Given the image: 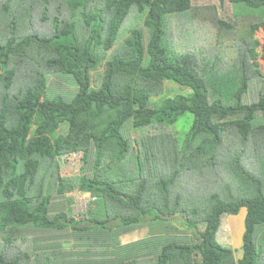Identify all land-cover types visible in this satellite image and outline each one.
Returning a JSON list of instances; mask_svg holds the SVG:
<instances>
[{
  "label": "trees",
  "instance_id": "16d2710c",
  "mask_svg": "<svg viewBox=\"0 0 264 264\" xmlns=\"http://www.w3.org/2000/svg\"><path fill=\"white\" fill-rule=\"evenodd\" d=\"M219 2L229 18L194 0H0V264H264V0ZM49 74L76 90L48 95ZM77 161L91 171L60 174ZM242 207L235 262L216 233Z\"/></svg>",
  "mask_w": 264,
  "mask_h": 264
},
{
  "label": "rangeland",
  "instance_id": "374dc122",
  "mask_svg": "<svg viewBox=\"0 0 264 264\" xmlns=\"http://www.w3.org/2000/svg\"><path fill=\"white\" fill-rule=\"evenodd\" d=\"M195 4H204V3H214L219 11V13H221L223 16H225L226 18H229L231 16V12L233 11V6L228 3V2H224V3H220L219 0H194ZM222 4V5H220ZM172 18V17H171ZM127 24V23H126ZM123 33L125 32L126 35V29H128V27L126 25H124L123 27ZM174 31V29H171ZM262 35L263 32L261 29L257 30L255 32V36L257 38H259L262 41ZM122 39V37H121ZM119 41V40H118ZM176 41V42H175ZM174 42V47L178 48V42L177 40H175ZM118 43V42H117ZM118 46V44L114 45L109 51H107L108 55H111L113 53V51L115 50V48ZM260 47H258L259 49ZM218 51V49H217ZM259 68L261 70V72L264 74V59L259 58ZM36 66L41 67L40 64H36ZM47 92L48 95H53L55 93H62L65 94L66 96H70L73 94V92L76 90V85L72 82H69L68 79H65L57 74H49L48 75V80H47ZM264 90V88H263ZM251 93H249V96L251 98V100H257L258 98V93H257V89L256 87H252ZM245 96V95H244ZM243 96V100L247 101L246 99H244ZM129 126H127L126 128V132L128 134V136L131 138L132 142L134 143V140L136 137H138L140 135V131L132 129L131 125L128 124ZM108 159H105L103 161V163H106ZM62 162V161H61ZM60 162V174L66 177H76L79 174L82 175L83 173H87L88 171H91L90 169H87L85 172H81V170H79L80 168V161L78 162H64L61 163ZM259 167V166H256ZM90 173V172H89ZM188 172H183L181 178L188 177L190 180V176L189 174H187ZM106 174H110L109 171L106 172ZM191 175L193 176V174L191 173ZM116 176V175H115ZM193 179V178H192ZM175 190L178 192L186 191L188 192V190H191L188 187V190L186 189V187L178 182V185L175 186ZM78 191V190H77ZM76 190H74L73 192H77ZM71 193L68 192L66 195H70ZM74 201L71 205V211L73 212H82V211H86L88 210L89 207V200H91V196L89 193H83V194H76L73 197ZM245 213H246V209L244 207H242L238 213L236 214H222V216L220 217V226L218 228V231L216 233V238L217 240L225 247H230L232 248L233 251V257L234 260L236 262V260L242 256V234L245 230V226H244V218H245ZM189 215V213H179L176 215L175 219H173V224L176 225L178 228H183V222L185 221L186 216ZM193 217L195 218H200V214H194ZM203 226L202 224H199V227ZM232 229V230H231ZM147 227L143 226L140 230L139 235H143L145 233V231H147ZM259 233L257 234V236H259L260 234L264 235V226L258 231ZM170 233L172 235H177V234H182L183 232L177 230V231H170ZM137 238H139L138 233L133 232L131 234H128V236L126 235L125 237L122 236L121 238V242H129V241H133L136 240ZM68 247V250L71 249L73 247V245L71 243H68L66 245H64V248ZM263 263V261H262Z\"/></svg>",
  "mask_w": 264,
  "mask_h": 264
}]
</instances>
